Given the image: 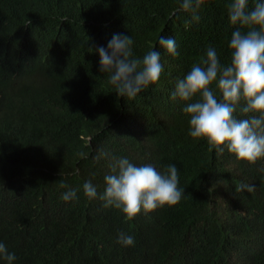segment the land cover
Wrapping results in <instances>:
<instances>
[{
    "label": "trees",
    "instance_id": "obj_1",
    "mask_svg": "<svg viewBox=\"0 0 264 264\" xmlns=\"http://www.w3.org/2000/svg\"><path fill=\"white\" fill-rule=\"evenodd\" d=\"M60 1L0 0L18 19L0 23V243L13 264H264V224L250 222L264 218V158L210 151L188 136L184 104L170 100L207 47L228 62L230 0H204L189 27V14L170 17L179 0ZM25 14L38 18L25 25ZM113 34L132 37L135 57L160 52L159 80L135 98L118 97L98 70L96 49ZM160 36L175 39L178 56ZM111 157L158 171L175 164L183 198L125 220L83 193L87 181L104 191ZM69 189L77 198L65 202ZM121 232L134 246L117 243Z\"/></svg>",
    "mask_w": 264,
    "mask_h": 264
},
{
    "label": "clouds",
    "instance_id": "obj_2",
    "mask_svg": "<svg viewBox=\"0 0 264 264\" xmlns=\"http://www.w3.org/2000/svg\"><path fill=\"white\" fill-rule=\"evenodd\" d=\"M62 3L63 0L56 5ZM203 5L204 0H179L170 17L189 14L190 20L185 23L189 27L199 22ZM226 13L234 28L227 44L228 62L222 64L216 48L207 47L187 74L177 80L170 100L184 104L182 112L188 117L189 137L205 140L210 151L223 154L227 150L238 162L253 164L264 158V2L255 0L250 8L249 0H230ZM44 16L54 15L45 12ZM37 18L35 14L30 18L25 14L22 20L27 25L30 19ZM12 20L18 19L0 11V23ZM158 43L168 54L179 55L175 39L160 36ZM133 44L131 36L113 34L106 47L96 49L99 72L109 74L108 83L115 87L118 97L129 99L155 84L163 72L158 50L153 48L142 58L135 57ZM0 60L5 66L4 60ZM238 107L243 118L235 115ZM107 156L101 151L96 159ZM110 161L104 191L98 193L96 186L87 181L82 186L83 193L89 199L102 201L104 208L120 211L125 220L133 219L141 211L148 214L165 205L174 206L183 198L184 189L178 187L179 171L175 164L158 171L151 164L136 166L127 157H111ZM238 190L253 192L255 187L241 183ZM76 198V189H69L61 197L65 202ZM250 222L259 227L264 218ZM117 243L134 246L135 239L121 232ZM0 260L6 264L16 260L3 243Z\"/></svg>",
    "mask_w": 264,
    "mask_h": 264
}]
</instances>
